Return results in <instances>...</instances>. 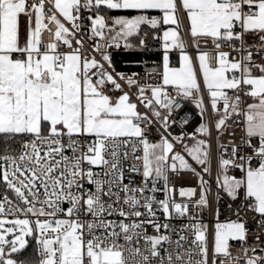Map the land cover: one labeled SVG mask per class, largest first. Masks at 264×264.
I'll return each instance as SVG.
<instances>
[{
  "label": "snow or ice",
  "instance_id": "1",
  "mask_svg": "<svg viewBox=\"0 0 264 264\" xmlns=\"http://www.w3.org/2000/svg\"><path fill=\"white\" fill-rule=\"evenodd\" d=\"M46 3L52 6L47 11ZM83 10L93 12L88 17L96 40L92 51L100 52L108 67L82 54V39H75L79 47L73 48ZM105 10L137 14L111 18L109 24ZM46 20L56 25V40L70 51H58L56 43L43 45ZM143 25L172 26L162 34L161 83L114 75L110 56L100 51L121 44L131 48L128 38L139 36ZM185 30L195 58L181 34ZM246 33L257 35V50L264 53V0H0V264H27L13 254L27 248L29 236L39 245L37 264H209L208 229L199 222V212L210 206L207 181L175 145L208 173L211 144L195 135L169 139L168 133L177 97L193 99L201 116L206 112L201 80L217 117L216 132L227 131L228 122L238 118L242 143L252 149L241 154L233 145L228 155L227 146L219 143L217 184L233 200L243 190L264 228V67L253 60ZM209 42L214 64L212 54L201 50ZM138 44L144 47L145 40ZM225 44L240 54L239 60L222 50ZM173 50L179 51L178 67L171 66ZM125 87L136 88L138 103ZM242 95L254 102L242 106ZM138 104L148 112L142 114ZM186 120L182 116L180 123ZM154 121L168 133L159 142L147 135ZM196 132L211 135L206 123ZM185 139L194 143L184 144ZM129 161L127 171L142 176L140 185L124 183ZM230 169L240 176L229 175ZM184 171L198 177L202 191L197 197L196 189L179 188V197L188 202H177L170 173L178 179ZM157 192L164 198L157 199ZM157 212L167 222L161 223ZM185 217L188 224L171 223ZM246 237L239 219L217 222L211 264L219 257V264L233 259L238 264L229 241L245 242ZM243 252L245 264H264V257Z\"/></svg>",
  "mask_w": 264,
  "mask_h": 264
},
{
  "label": "built area",
  "instance_id": "2",
  "mask_svg": "<svg viewBox=\"0 0 264 264\" xmlns=\"http://www.w3.org/2000/svg\"><path fill=\"white\" fill-rule=\"evenodd\" d=\"M34 0H29V4L33 3ZM52 6L50 4L45 5V9L51 8ZM51 15V13H48ZM93 13L88 10H83L81 13L82 19L79 21L81 24V31L76 33V37L73 39V48L79 47L75 44V39L79 38L83 40V47L81 48V52L84 56L91 58L92 56H95V58L102 63H105V67H108L107 63L102 61L100 52H93L92 51V45L96 42L95 38H91L90 36V27L91 22L88 20L89 16H92ZM58 18L61 20V22L65 23L67 27H70L69 24H67L66 21L62 19V17L57 14ZM45 23H48V29L45 30L42 34V41L43 45L46 46L49 43H56L57 44V50L62 52H68L70 49L67 48V46L62 45L59 41L56 40L55 37V31H56V25L54 23H49L47 20ZM164 27L160 26L159 31L157 32L155 36V48L151 49L149 48L148 51H159L163 53L162 49V34H163ZM182 36L185 39V41L188 42V53L195 58L196 56V50L191 42V37L187 33V31H182ZM160 37V38H156ZM244 40L246 42V46L249 48L250 51L253 52V60L255 63L259 64L261 67H264V53L258 52L259 47V41L256 34L253 33H246L244 36ZM104 44V41H101V45ZM237 47H239V42H236ZM201 50L209 51L212 55L210 56V62L214 64V61L212 60V56L215 55V49L211 42H209L206 46L202 43L201 44ZM224 51L230 52V59L235 58L237 60L240 59V54L236 51H233L227 44L223 46ZM101 52H107V54L110 56L112 68L109 69V71H113V74L115 73H123L125 76H134L139 79L141 84H157L161 83V79L159 76L160 72L155 71L154 74L149 76L148 74L151 72H140V71H132L128 69H121L119 68L113 59V56L119 53H125L127 52V48L123 47L121 44L120 46H113L110 48L105 49L103 46L101 47ZM176 55H179L178 50H173L170 52V56H172V62H176ZM197 67V73L199 76V70H198V63L195 62ZM254 74L259 75V72L256 69H253ZM172 95H175V91L169 86L167 89ZM201 93L200 95L203 96L204 100V106L207 109L203 116L200 114V109L196 106L193 99H182L177 97V103L179 107H174L172 109L170 120L172 121L171 126L169 127L168 133H170L169 139L175 136L183 135L185 137H190L192 135H195L197 139H206L211 144V154H210V163L209 168L210 171L208 173H204L202 171L201 165L196 164L194 161L191 160L190 157L187 156V154L184 152V149L180 146V144L175 145V151L181 152L182 155H185V158L188 160V162L192 165L193 168L196 169L197 172H200L203 176V179L207 181V195L209 197L210 206L208 208H204L199 212V222L203 225L207 226V245L209 249V264H211L212 261V249L214 246V230H215V224L217 222L220 223H226L229 221H235L239 219V221L243 222L245 224V227L247 229V237L245 242L230 240L229 241V250L232 257H239L238 264H245V257L243 249H248V256H258V257H264V251H261L260 249H264V228L260 227V221L261 217L251 210L250 207H248V201L245 200L243 190H241L240 195L237 199L233 200L227 194L220 189V187L217 184V176H218V166L217 161L220 155V152L218 150V144L222 143L227 146L229 152L228 155H230L231 148L233 145H239L241 154L247 153L251 154L252 149L248 148L244 143H242V139L244 136L243 132V124L239 121L238 118H234V120H230L228 124L230 125L227 129V131H224L220 134H218L215 130V121L217 119L216 114L212 112L211 108L209 107V98L206 93V91L203 88V83L201 80ZM125 91H129L130 95L132 96L133 102H137L136 100V88L133 87L131 89L125 87ZM119 92H115L114 95L118 94ZM242 106L246 107L248 104V96L242 95ZM139 111L143 114L148 112L147 109H145L143 106L138 104ZM157 109L162 113L166 114V110L159 108L157 106ZM150 115V113H148ZM187 117L186 123L181 124L180 118L182 116ZM144 124H147L148 121H143ZM206 123L209 128L211 129V135L210 136H203L196 132V129L199 128L201 124ZM168 133H164L163 128L161 127V124L157 121H154L153 124L150 126L148 130V138L150 142H159L161 135H168ZM184 144L191 145L194 143V140L192 139H185L183 141ZM253 143H257V140H253ZM69 155L71 153H68ZM131 163L129 161L125 164V180L124 183H129V181L133 182V186L140 185L142 182V176L133 173L128 172L127 168L128 165ZM95 171H99V169H94ZM229 175H235L237 177L240 176L239 171L230 169L228 172ZM171 182L176 186L177 188V194H176V200L177 202H188L187 198H181L178 195L179 188H194L196 189L197 197L199 196L200 192L202 191L200 187V181L198 177L193 174L190 171H184L179 174V178L177 179L174 174L170 173ZM162 187V182L159 185ZM85 187H92L89 185H85ZM94 190V187L92 188ZM217 194L219 195V198H217ZM157 199H163L164 193L163 192H157L156 193ZM68 205L65 204L64 207L66 208ZM157 217L161 223H165V221L162 213L157 212ZM190 221L187 217L182 219H173L171 223L173 225H182V224H188ZM194 222V221H193ZM164 231L163 229L161 230ZM149 234L155 235L156 233L154 230L149 227L148 228ZM190 235V234H189ZM259 237V239H258ZM255 248L256 251L253 252L252 249ZM36 251H37V261L30 264H37L39 260V245L36 242ZM223 259V257L217 258V264H219V260ZM231 264H237V260L233 259L231 260Z\"/></svg>",
  "mask_w": 264,
  "mask_h": 264
},
{
  "label": "trees",
  "instance_id": "3",
  "mask_svg": "<svg viewBox=\"0 0 264 264\" xmlns=\"http://www.w3.org/2000/svg\"><path fill=\"white\" fill-rule=\"evenodd\" d=\"M93 13V12H92ZM109 18L114 17H132L137 13L134 11H123V10H105L104 13ZM151 15L158 16V13L152 12ZM158 29H151L147 25L141 26V32L139 36L129 37V43L132 44L131 48H127V52L119 53L113 56L115 64L121 69H128L132 71L140 72H157L162 71V53L159 51H148L149 48H155V38H152L144 47H140L138 44L139 39L143 38L148 33L155 31L157 33ZM171 66L179 65V55H176V62H172V56H170ZM16 259L25 261L27 264L34 263L37 261V251H36V240L34 237L29 239V244L27 248L15 255Z\"/></svg>",
  "mask_w": 264,
  "mask_h": 264
},
{
  "label": "crops",
  "instance_id": "4",
  "mask_svg": "<svg viewBox=\"0 0 264 264\" xmlns=\"http://www.w3.org/2000/svg\"><path fill=\"white\" fill-rule=\"evenodd\" d=\"M123 11H128V10H123ZM156 13H158V12H156ZM158 15H159V13H158ZM108 17V16H107ZM63 19V18H62ZM108 23L109 24H111V18H109V20H108ZM163 27H164V30H166V29H168L169 27H172V26H169V25H162ZM163 30V31H164ZM182 34V33H181ZM152 35V37L153 38H155V36H156V33H155V31H153L152 33H148L147 35H145V38H143L144 40L146 39V37L148 38L149 36H151ZM179 66V65H178ZM178 66H176V67H178ZM120 93H118V94H116V95H119ZM254 101H253V99L251 98V97H248V104L249 103H253Z\"/></svg>",
  "mask_w": 264,
  "mask_h": 264
},
{
  "label": "rangeland",
  "instance_id": "5",
  "mask_svg": "<svg viewBox=\"0 0 264 264\" xmlns=\"http://www.w3.org/2000/svg\"><path fill=\"white\" fill-rule=\"evenodd\" d=\"M156 34H157V33H156ZM143 38H145V36H144ZM152 38H153L152 35L149 36L148 38L146 37V39H145V45H147L148 42H149L150 40H152ZM31 237H32V236H29V237L26 238L27 241H28V244H29V239H30ZM16 254H18V253L13 254V258H14V259H16V257H15Z\"/></svg>",
  "mask_w": 264,
  "mask_h": 264
}]
</instances>
